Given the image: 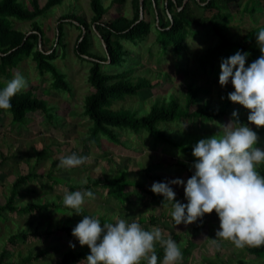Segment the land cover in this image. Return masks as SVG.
I'll list each match as a JSON object with an SVG mask.
<instances>
[{"label": "rangeland", "instance_id": "rangeland-1", "mask_svg": "<svg viewBox=\"0 0 264 264\" xmlns=\"http://www.w3.org/2000/svg\"><path fill=\"white\" fill-rule=\"evenodd\" d=\"M90 1L63 0L61 5L54 7L36 20L46 33L49 48L55 45L57 41V26L62 16L76 14L83 18L86 23H91L93 12ZM19 2L28 9H32L30 0H19ZM247 2L250 1L239 0L238 6L231 4L229 8H226L227 11L233 14L229 28L225 32L230 40L240 41L251 31L255 30L258 34V31L264 28V7L251 4L247 10H256V14L251 16L245 12ZM39 3L44 6L47 1L39 0ZM103 3L105 7L110 9L106 20L110 19V15L116 14H123L128 18L133 17V0H126L121 6L114 5L113 0H103ZM191 7L193 13L199 18H210L215 14V11H208L203 8V5L195 2L191 3ZM159 12L164 17L163 10ZM144 14L151 23L157 22L156 13L152 8H147ZM10 20L13 22L14 28L22 32H30L33 28L31 22H22L14 18ZM64 27V43L66 46L57 47L58 56L53 63L58 71L65 76V81L69 85L68 89L54 88L52 86L54 80L52 74L40 73L32 58L21 62L18 68L12 72L11 77L7 78L0 75L4 87L17 73L22 75L28 86L19 93L32 92L36 98L46 104L45 113L47 114L45 115L43 112L30 113L20 123H14L9 113L0 118V162L2 160L1 154H3V157H12L7 160L3 167H0V205L5 204L14 181L28 172L44 173L45 176L39 179H31L20 187L17 200L19 207L47 202L62 204L65 189L69 191L72 187L94 181L93 179L109 173L122 177L123 173L117 171L119 168L133 169V167L144 168L150 166L155 174L166 176L168 172L167 175L170 181L181 179L186 184L190 177L189 173L183 167H177L175 164L180 162L188 165L190 173L193 175L194 169L191 167L196 162V158L182 154L181 149H178L177 146L194 147L199 140L217 134L220 125H227L231 119L226 117L203 122V125L206 126L204 128H202L201 123L195 120H178L173 124L162 123L159 128L164 131L167 140L154 139L145 131L142 134L135 135L130 130L118 129L117 131L121 137L120 144L113 143L108 136L104 135L100 136L97 142H86L85 139L92 127V121L84 114L86 98L94 91L89 83L91 64L88 60L77 57L74 51L81 34L76 27V23L75 25L68 23ZM209 28L211 26L207 24V26L197 27L190 31L191 33L187 39L188 48L182 52L181 62L172 49L164 53L161 47L156 45L155 28L152 30L153 33L146 40H143L140 45L134 46L126 42V47L134 51V54L127 57L128 63L122 67L108 63L102 64V70L113 74L125 72L126 70V76L132 82L138 81L139 78H146L152 82L159 81L160 83L153 90L142 91L138 96L126 97L124 101L115 102L113 104L114 110L122 108L136 114L137 117H143L149 113L152 107L166 105L170 97L173 96L182 106H185L187 85L191 82L210 88V94L204 96L205 101H210L212 105L222 103L221 93L224 91L233 92L234 88L231 81L223 88L219 85L220 62L228 57L223 52L218 54L216 58H212L211 49L219 44V39L214 36ZM194 31H198V34L195 35ZM88 40L93 43L92 52L103 56L104 47L95 31L90 32ZM215 65L217 66L216 69L210 70ZM234 111L238 114L236 118L239 119L240 124L248 125L257 133L259 140L256 146L263 149L264 135H259L261 128L257 129L254 125L248 124V110L239 104H233L230 115ZM121 148H125V150L132 148L133 151L141 152L142 156L131 159L128 156L120 155ZM73 153L89 156L90 159L85 164L73 169L58 166L61 157ZM55 161L56 166L50 171ZM261 165L262 163L257 165L258 171ZM156 170L160 171L156 172ZM165 170L166 173H164ZM130 178L131 181L129 180L127 183H133L138 193L146 195L147 193L142 190L149 184V182H146L148 180L146 176L141 179V175L138 177L135 174ZM157 182H161V180L159 179ZM55 188L56 190H54ZM172 189L176 194V201L186 204L184 187L182 185H172ZM149 195L152 198L155 196L163 205L150 206L148 208L149 215L147 216H161V214L170 216L172 204L165 201L164 197L154 194L151 190ZM93 199L85 198V203L82 205V214L86 212L89 215H95V217L101 219V223H105L108 216L114 213V208L112 204L107 202L94 203ZM131 205L129 208L131 207L134 210L133 204ZM50 215L52 216L49 218ZM68 215L63 212H56L55 214L53 211H46L31 218L8 215L5 221V217H1L0 254L6 247L8 238L25 229L41 232L45 238L41 241L44 242L20 244L13 256L14 259H19L20 254L26 256L29 251H34L37 254L45 253L36 263L52 264L71 250L76 253L83 250L89 251L87 246L81 247L75 238L64 237L58 239L57 235H51L50 238L45 237L46 233L51 230L56 232L65 226H76L83 219V215L78 217ZM143 217L141 218L142 222L150 218ZM169 219H164L165 223L161 221L156 226L162 223L160 229L163 231L164 238L170 237L180 247L183 259L178 264H208V262L239 264L240 260H244L247 264H260V261H254L255 258L248 252L250 247L237 249L229 241H221L217 244L212 242L220 226L219 218L215 212L210 216L207 215L200 225L197 224L200 219L191 225L181 223L176 226ZM108 222H110V219H108ZM141 227L146 231L152 229L149 225ZM205 237L209 239H205ZM70 242L75 244V248L69 246ZM155 248L162 250L159 243L155 244ZM163 256L157 264H161ZM142 262L146 261H141V264H144Z\"/></svg>", "mask_w": 264, "mask_h": 264}, {"label": "trees", "instance_id": "trees-1", "mask_svg": "<svg viewBox=\"0 0 264 264\" xmlns=\"http://www.w3.org/2000/svg\"><path fill=\"white\" fill-rule=\"evenodd\" d=\"M47 3L41 6L39 0H30L32 9H28L19 0H0V75L4 77H11L12 72L18 68L21 62L32 58L36 63L37 70L44 73H51L53 76L52 86L54 88L68 89L69 85L65 81V76L61 74L54 61L57 59V47L66 46L65 25L72 24L80 30L81 34L76 42L74 51L80 59L88 60L91 64L89 83L93 87V92L86 98L85 101V115L92 121V127L89 130V135L85 139L86 142H97L100 136H108L113 143L120 144L121 137L118 129H127L136 134H142L144 131L150 134L154 139L160 138L165 140L166 135L159 127L163 123L173 124L178 120L197 121L201 123L202 128L206 127L203 122H210L214 120L229 117L231 106L233 103L228 100V91L222 94V103L219 105H212L210 101H205L204 96L210 94V88H205L204 85L190 83L187 85L186 105L182 106L178 100L173 96L170 97L166 105L154 106L148 114L143 117H137L122 108L114 110V103L124 101L126 97L138 96L142 91L153 90L159 85V81L152 82L146 78H139L138 81L132 82L126 76L125 72L121 73H107L102 70V64H111L115 66H124L128 63L127 57L134 54L132 49L126 47V42L134 46L140 45L143 40L153 33L155 28L156 45L160 46L164 53L169 49L175 52L181 62L182 52L187 50V39L190 31L197 27H204L209 24L211 31L215 37L219 39V44L211 49L212 58H216L218 54L226 53L227 57L232 56L237 51L249 53L246 65H250L257 59L261 53L257 45L255 30L245 35L240 41H233L227 38L225 32L229 28V23L233 17L232 13L227 11L231 4L238 6L239 0H144V12L147 8H152L157 16V22L151 23L144 14L143 19L140 20V1L133 0L134 14L132 18H128L123 14L110 15V19L106 20V16L110 9L105 7L103 0H91L90 6L93 12L91 23L88 24L83 18L76 14H69L62 16L57 26V41L52 47H48V39L42 27L36 20L42 17L56 6L62 4L63 0H46ZM126 0H113V4L121 6ZM246 3L245 12L251 16L256 14V10H247L251 4H257L264 7V0H249ZM203 5L208 11H215V14L210 18L197 17L191 7V3ZM163 10L164 17L159 12ZM17 19L22 22H31L32 30L30 32H22L13 26L10 19ZM158 23V24H157ZM207 28V27H205ZM91 31H95L104 47V55L92 52L93 43L88 40ZM194 31V34H198ZM145 42V41H144ZM41 43V44H40ZM227 51V52H226ZM212 59V60H213ZM179 64V61H178ZM216 65L212 66L210 70H215ZM209 70V71H210ZM209 73V72H208ZM210 74V73H209ZM220 75V74H219ZM219 78V77H218ZM4 85L0 80V90ZM203 104V105H202ZM10 109H0V117L5 113H9L14 123H20L27 118L30 113L43 112L47 115L46 104L36 98L32 92L18 93L11 99ZM118 132V133H117ZM259 135H264V128H261ZM167 140V139H166ZM178 145V144H177ZM182 154L191 157L193 147L178 145ZM264 149V146L262 147ZM4 160L2 161V163ZM175 164V163H174ZM173 164V165H174ZM177 167H183L189 173L190 168L184 163L178 162ZM56 166V161L53 162L52 169ZM188 167V168H187ZM192 168V167H191ZM260 175L264 176V163H262ZM51 173V172H50ZM50 175V174H49ZM127 174L123 173L122 177L105 178L104 180H94L82 185L70 188L71 192L82 189L102 188L107 189L109 195L120 198L125 196L124 189L127 186ZM189 177V178H190ZM42 178V175L29 172L17 178L9 192V196L4 205H0V218L8 215L17 216L19 218H28L35 216L38 213L46 211L63 212L65 215L72 213L74 216L87 215L85 212L76 215L74 210L68 209L63 204H56L54 202H47L43 204H28L19 207L17 200L19 198L20 187L28 183L31 179ZM121 192V193H118ZM56 211V212H55ZM206 214L202 219L204 220ZM52 215L49 216V218ZM95 217L94 215H92ZM157 220L156 218L151 219ZM101 222V221H100ZM101 224H104L103 222ZM75 226H65L58 231H49L45 237L50 238L51 235H57L58 239L67 237L73 239L71 235L72 229ZM44 235L39 231L23 230L18 234H13L8 238L6 247L0 254V264H50V263H36L44 256L43 254L29 251L26 256L19 255V259H14L16 249L20 244H36L41 241ZM45 239V238H44ZM46 241V240H45ZM156 249L158 261L164 254L163 248ZM44 251V250H43ZM250 255L255 258L254 261H260L264 264V245L260 247H250L248 249ZM90 250H83L81 252H73L72 250L65 253L60 259L52 264H80ZM146 263L147 262H142ZM158 263V262H157ZM181 264V263H180ZM208 264H217L208 262ZM239 264H247L244 260H240Z\"/></svg>", "mask_w": 264, "mask_h": 264}, {"label": "clouds", "instance_id": "clouds-1", "mask_svg": "<svg viewBox=\"0 0 264 264\" xmlns=\"http://www.w3.org/2000/svg\"><path fill=\"white\" fill-rule=\"evenodd\" d=\"M256 41L261 55L247 67V52L237 51L221 60L219 85L223 88L231 81L234 91L228 93V100L248 110V124L260 129L264 128V28L258 31ZM27 86L24 77L17 73L0 90V109H10L11 99ZM237 115L232 113L233 118ZM258 140L248 125L233 119L220 125L217 134L199 140L193 147L194 174L186 184L181 179L152 184L150 190L172 204L169 214L175 226L191 225L215 212L220 226L212 239L214 244L229 241L237 249L264 245V176L257 170V165L264 163V149L256 146ZM89 159L73 153L61 157L58 166L73 169ZM172 185L184 187L186 204L176 201ZM86 197L94 198L93 192L65 189L62 204L80 215ZM71 235L81 247L90 250L80 264H157L156 243L164 251L161 264H178L183 259L177 242L170 237L165 239L162 229L146 231L136 220L129 223L117 217L115 222L101 225L99 218L83 215ZM69 246L75 248L71 242Z\"/></svg>", "mask_w": 264, "mask_h": 264}, {"label": "crops", "instance_id": "crops-1", "mask_svg": "<svg viewBox=\"0 0 264 264\" xmlns=\"http://www.w3.org/2000/svg\"><path fill=\"white\" fill-rule=\"evenodd\" d=\"M6 115H8V114L5 113L1 117H4ZM110 150H111V148H110ZM113 150H115V149H113ZM140 153L137 152V151H133L132 148L130 150H125V148H121V150L119 151L120 155L122 154L123 156H128V158H131V159L139 158L140 156H142V154H140ZM1 157H2V160L0 162V167H3L7 163V160L12 158L10 156H4L5 157L4 158L3 154H1ZM3 160H4V162L2 163ZM131 169L130 168H122V169H120L119 168V169H117V171L118 172H122V173H124V171L126 172L125 173V174H127L126 183L131 179L130 177L135 175V174H137L138 177L141 175V179H143V177L146 176V178L148 179L146 182H149L148 186L144 187L143 189L140 187L145 193H147L146 195L138 193L136 187L133 186V183H130V184L127 183V186L124 189L125 196H121L120 198L111 196V195H109V192H108L107 189H102V188H98V187H96V188L94 187V188H91V189L79 188L76 191H88V190H90L94 194V199H93L94 203H96V202H107L109 204H112V207L114 208V213L110 214L111 216H108V219H110V222H115V219L118 217V218L127 220L129 223H131L133 220H136L140 224V226L149 225L152 228H154V227L161 228L162 227V225H161L162 223L160 225H158V226H156V224H158L161 221L164 222L163 221L164 219L170 218L169 220H172V218H171V216H167L166 214H163V215L161 214V216H147V215H149L148 214V208L150 206L163 205L162 202H160V200H158L155 196L152 198L149 195L150 194L149 188H151L152 184L154 182H157L159 179L161 180V182H169L170 178L167 175L168 172L166 170L164 171V173L167 172L166 176L161 175V174H155L154 171L151 170L150 166L149 167H144V168L143 167L142 168H140V167L134 168L133 167V169L132 170ZM157 171H160V170H156V172ZM40 175H42V177L45 176L44 173H41ZM115 176L116 175H112L111 173H109V174L103 175L102 177H98V178L93 179V180H104L105 178H113ZM66 188H68V187H66ZM54 190H56V188ZM69 191L71 192L70 189H69ZM160 197H163V196L160 195ZM157 202H158V204H157ZM131 204H133V206L135 208L134 210H132L131 207L129 208V206H132ZM106 216H107V214H106ZM142 217L143 218L150 217V218L147 221L145 220V222H142V220H141ZM152 217L156 218L157 220L156 221L155 220L151 221ZM108 219L106 220V222H108ZM202 221H203V219H200L197 222V224L200 225V223Z\"/></svg>", "mask_w": 264, "mask_h": 264}, {"label": "water", "instance_id": "water-1", "mask_svg": "<svg viewBox=\"0 0 264 264\" xmlns=\"http://www.w3.org/2000/svg\"><path fill=\"white\" fill-rule=\"evenodd\" d=\"M198 1H200V0H198ZM140 20L141 19H143V17H144V0H141L140 1ZM41 44V43H40Z\"/></svg>", "mask_w": 264, "mask_h": 264}]
</instances>
